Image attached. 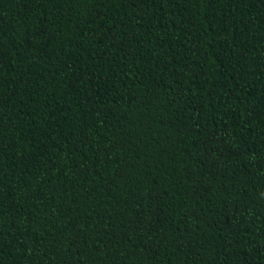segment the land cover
Instances as JSON below:
<instances>
[{"label":"trees","instance_id":"1","mask_svg":"<svg viewBox=\"0 0 264 264\" xmlns=\"http://www.w3.org/2000/svg\"><path fill=\"white\" fill-rule=\"evenodd\" d=\"M0 264H264V0H0Z\"/></svg>","mask_w":264,"mask_h":264}]
</instances>
